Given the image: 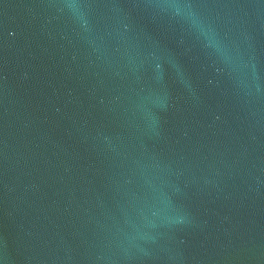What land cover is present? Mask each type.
I'll use <instances>...</instances> for the list:
<instances>
[{"label": "water", "instance_id": "water-1", "mask_svg": "<svg viewBox=\"0 0 264 264\" xmlns=\"http://www.w3.org/2000/svg\"><path fill=\"white\" fill-rule=\"evenodd\" d=\"M0 264H264V0H0Z\"/></svg>", "mask_w": 264, "mask_h": 264}]
</instances>
